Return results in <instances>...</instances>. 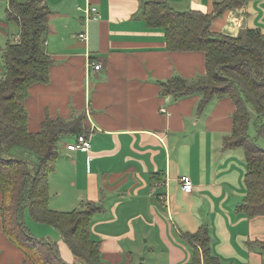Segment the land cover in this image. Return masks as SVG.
<instances>
[{
	"label": "crops",
	"instance_id": "crops-1",
	"mask_svg": "<svg viewBox=\"0 0 264 264\" xmlns=\"http://www.w3.org/2000/svg\"><path fill=\"white\" fill-rule=\"evenodd\" d=\"M150 1L211 13L222 0H45L52 11L45 46L53 63L48 82L29 89L28 130L39 132L46 117L82 114L91 140L88 152L67 149L77 137L61 141L50 207L100 206L91 232L104 264H184L192 251L183 234L202 224L210 226L222 264H262L260 250L248 242L264 241V215L239 211L247 194L245 155L225 146L236 104L217 97L200 113L199 95L162 93V82L175 75L206 74V53L168 49L165 29L143 18ZM9 8L10 0H0V78L3 51L20 38L19 26L7 20ZM247 29L264 33V0L237 4L212 23L225 35ZM96 62L101 69L90 66ZM183 175L193 191L182 188ZM2 200L0 192V264H33L4 233ZM51 230L42 238L57 236L63 258L75 263L61 233Z\"/></svg>",
	"mask_w": 264,
	"mask_h": 264
},
{
	"label": "trees",
	"instance_id": "trees-1",
	"mask_svg": "<svg viewBox=\"0 0 264 264\" xmlns=\"http://www.w3.org/2000/svg\"><path fill=\"white\" fill-rule=\"evenodd\" d=\"M250 0H222L211 13L178 11L166 1H150L143 6V18L150 27L165 29L167 47L176 51H204L207 72L193 79L175 75L162 82V93L175 99L201 97L198 112L214 98L229 97L236 104L234 127L225 146L242 149L245 155L247 194L239 211L248 217L264 215V33L247 29L238 36L212 30L213 20L237 4ZM52 11L45 0H10L6 16L20 28L18 41L9 42L3 51L4 75L0 78V192L5 235L17 244L33 264H104L101 243L92 237L94 214L100 206L87 203L68 212L50 207V175L60 156L64 138L85 133L84 116L72 119L46 117L41 130H28L26 99L36 83L49 80L52 58L46 51ZM254 127L256 134L250 133ZM20 151L23 158L12 156ZM37 222L56 228L76 258H63L57 241L40 238L26 224L25 212ZM192 256L184 264H222L214 252L208 224L196 232H184ZM257 247L264 264V241L248 242ZM27 264V263H25Z\"/></svg>",
	"mask_w": 264,
	"mask_h": 264
},
{
	"label": "built area",
	"instance_id": "built-area-1",
	"mask_svg": "<svg viewBox=\"0 0 264 264\" xmlns=\"http://www.w3.org/2000/svg\"><path fill=\"white\" fill-rule=\"evenodd\" d=\"M95 10V9H93ZM90 66H93L94 69L99 70L102 67L101 63H91ZM68 150L71 151H83V152H88L91 149V140L90 138L86 135V134H80L77 137V140L67 143L66 145ZM181 182H182V188L186 191V192H191L194 189V184L191 180V178L188 175H183L181 177Z\"/></svg>",
	"mask_w": 264,
	"mask_h": 264
},
{
	"label": "rangeland",
	"instance_id": "rangeland-1",
	"mask_svg": "<svg viewBox=\"0 0 264 264\" xmlns=\"http://www.w3.org/2000/svg\"><path fill=\"white\" fill-rule=\"evenodd\" d=\"M250 133L252 135L256 134V130L253 126L250 129ZM259 144H260V146L264 147V138L259 139ZM10 154L12 156H17L19 158H23V156H24L21 151L19 153V152H16V150H10ZM25 220H26V224L30 228L31 232H33L37 237L40 236V238H42V236H47L46 233H48V231L50 229H52L51 231H54V235H52V236H56L57 233L59 234V231L56 230L55 228H53L52 226H50L48 224L38 223L35 220H33L31 218L28 210H26V212H25ZM49 234H51V233H49ZM51 238H53L54 241L57 240V236L51 237Z\"/></svg>",
	"mask_w": 264,
	"mask_h": 264
}]
</instances>
